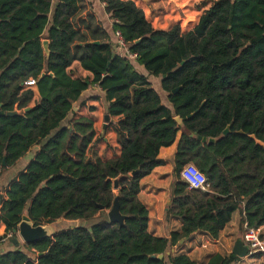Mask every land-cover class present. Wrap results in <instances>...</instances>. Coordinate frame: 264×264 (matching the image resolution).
Returning a JSON list of instances; mask_svg holds the SVG:
<instances>
[{"label": "trees", "instance_id": "trees-1", "mask_svg": "<svg viewBox=\"0 0 264 264\" xmlns=\"http://www.w3.org/2000/svg\"><path fill=\"white\" fill-rule=\"evenodd\" d=\"M104 2L113 33L137 60L117 52L90 0H0V178L39 148L0 195V222L9 234L23 216L40 226L100 215L91 227L0 255V264H195L167 252L198 232L218 239L237 212L240 231L264 224V148L250 138L264 143V0H218L187 22L166 11L149 22L132 0ZM76 62L92 81L70 76ZM149 78L161 79L168 105ZM30 79L40 101L25 112ZM92 87L101 93L83 98ZM180 133L167 216L183 226L158 238L148 230L141 181L164 165L160 150ZM191 163L206 175L207 192L182 181ZM117 197L123 226L105 217ZM240 260L216 255L208 264Z\"/></svg>", "mask_w": 264, "mask_h": 264}, {"label": "crops", "instance_id": "crops-1", "mask_svg": "<svg viewBox=\"0 0 264 264\" xmlns=\"http://www.w3.org/2000/svg\"><path fill=\"white\" fill-rule=\"evenodd\" d=\"M128 1V0H123ZM139 9L145 12L149 22L153 21L157 15L163 11L169 12L177 20L183 22L193 21L198 15L204 14L218 0H132ZM94 10L105 25L108 32L111 33L114 42L118 44V37L113 33L115 22L106 13L104 0H90ZM192 28V27H191ZM117 52L119 49L117 47ZM141 72L145 71L141 68ZM73 79H89L93 80L94 76L85 71L79 62L74 63L68 70ZM149 81L152 84L151 78ZM153 86V85H152ZM154 89H156L153 86ZM161 88V86H160ZM34 92V100L32 108L40 101V93L38 88L31 89ZM158 90V89H156ZM97 87H92L83 93L82 97L86 98L94 93H101ZM159 91V90H158ZM160 94V93H159ZM162 97V96H161ZM174 145L168 148H162L159 153V159L164 161V165L157 167L153 172L141 181L140 201L149 211V233L158 238H169L173 232L182 230V222L176 218H168L167 213L171 201V188L174 183V161L178 150L179 138ZM38 147L31 152L15 167L6 170L0 178V195L4 194L5 189L10 182L24 171L27 165L33 160ZM107 214V213H106ZM240 214L237 212L233 215L232 221L227 225L225 230L220 234L218 239H213L206 233L198 232L191 237L182 240L177 246L171 247L167 252V256H187L195 264H208L216 255L228 257L234 254V248L242 237L239 236L240 231ZM59 231V230H58ZM6 226L0 222V255L25 248V243L19 240L18 246L12 242L17 235L13 232V237L8 238ZM249 257L241 258L237 264H245Z\"/></svg>", "mask_w": 264, "mask_h": 264}, {"label": "water", "instance_id": "water-1", "mask_svg": "<svg viewBox=\"0 0 264 264\" xmlns=\"http://www.w3.org/2000/svg\"><path fill=\"white\" fill-rule=\"evenodd\" d=\"M232 2H235L236 0H231ZM49 41H44L43 42V47L44 50L46 52L47 55H49ZM97 45H99V43H95ZM45 76V75H43ZM52 76V74H51ZM178 92V90L174 91V94H176ZM204 105V103L202 104V106ZM3 107V105H0V116H3L4 113L1 111V108ZM33 108L29 107L27 109H25V112H29L31 111ZM199 110L196 111V113ZM8 116H15L16 113H8ZM194 116V114H191L190 116H188V119H191ZM106 120L108 121L109 118L107 117ZM175 121L180 125L183 126V120L180 117H176ZM107 127V124H105L103 126V133L105 132ZM230 134V128L228 127L225 131H224V136H227ZM239 134L244 135L245 133L240 132ZM191 138L194 137V135L190 136ZM250 138L252 140L255 141L256 146H261L264 148V143L258 141L254 135H251ZM198 141H200L203 144H214L216 143L215 139H207V138H202V137H198L197 138ZM3 166H6V163L4 161ZM137 174V172L133 173L132 176H135ZM115 190L118 189V181L115 182ZM172 204V199L170 201V206ZM101 210H103V208H101ZM108 216V220L111 224H118L120 226H123L125 224L126 221V217L123 216L121 214L120 211V204H119V198L117 197L114 205L112 207V209L107 213ZM57 231L54 230V225H40V226H35L34 223L30 220V218L28 216H23L22 221L20 223V225L18 226V228L14 231V233L17 235V237L15 239L12 240L13 243H15L17 246L19 244V240H21L23 243H25L26 245H30L33 243H37L40 242L44 239L50 238L53 235H55V233H57ZM234 254L237 255L240 258H245L247 256H249V251L248 248L245 246L244 242L242 240L237 241L235 248H234ZM152 259L156 258V256H151ZM158 259H163L164 255H160L157 257Z\"/></svg>", "mask_w": 264, "mask_h": 264}, {"label": "built area", "instance_id": "built-area-1", "mask_svg": "<svg viewBox=\"0 0 264 264\" xmlns=\"http://www.w3.org/2000/svg\"><path fill=\"white\" fill-rule=\"evenodd\" d=\"M106 6V3H104ZM118 37L117 47L122 57L130 60H137L138 55L132 53L119 32L116 33ZM26 89H33L37 87L36 81L33 79L24 83ZM181 179L186 183L190 190H201L207 192L210 188L208 179L204 173H202L194 164H187L181 171ZM13 233H9L8 238H12ZM245 246L248 248L249 255L255 256L258 254H264V224L258 228H249L246 224L244 226L243 239Z\"/></svg>", "mask_w": 264, "mask_h": 264}, {"label": "rangeland", "instance_id": "rangeland-1", "mask_svg": "<svg viewBox=\"0 0 264 264\" xmlns=\"http://www.w3.org/2000/svg\"><path fill=\"white\" fill-rule=\"evenodd\" d=\"M151 81H152V85L156 89L159 90V91L158 90L157 91L162 96L163 103L165 105H168V95L165 94L160 88L161 79L160 78L159 79L158 78H151ZM108 212L109 211H107L106 213H108ZM105 217L108 218L107 214H105ZM99 220H100V215H97L96 218L94 220H92V221L70 222V221H67V220H61V221H59V222H57L56 224H53V225H54V230L57 231V230H61V229L71 228L73 226H78V225H82V226H85V227H91L93 224H95ZM243 234H244V231H239V236L242 237V239H243ZM245 264H264V254H258V255H255L254 257H249L246 260Z\"/></svg>", "mask_w": 264, "mask_h": 264}]
</instances>
